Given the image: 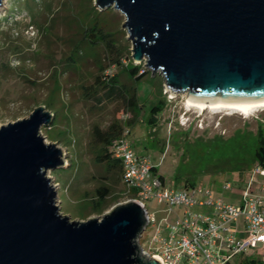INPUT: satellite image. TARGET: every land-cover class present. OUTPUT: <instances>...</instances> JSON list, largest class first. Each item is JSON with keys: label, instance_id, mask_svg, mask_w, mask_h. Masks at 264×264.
<instances>
[{"label": "rangeland", "instance_id": "obj_1", "mask_svg": "<svg viewBox=\"0 0 264 264\" xmlns=\"http://www.w3.org/2000/svg\"><path fill=\"white\" fill-rule=\"evenodd\" d=\"M94 1H0V125L27 117L38 105L54 114L40 132L46 142L61 148L65 164L47 174L57 186L60 211L77 220L101 217L133 198L122 178L107 172V166L97 160L102 147L93 136L95 126L104 129L113 118L122 121L125 115L126 121L133 114L120 102L98 104L83 95V87L94 82L100 66L107 65L110 54L105 39L122 55L123 67L110 65L104 73L117 74L119 83L132 84L127 68L133 63L141 73L144 67L131 57V42L122 27L124 15L112 7L100 10ZM162 84V77L149 71L134 81L138 105L128 126L132 148L151 157L169 186L183 188L188 179L213 187L226 201L238 202V189L221 192L219 186L224 180L232 181L234 166L243 165L245 171L252 166L254 133L258 122L264 126V107L248 115L201 111L186 106L184 93L168 98ZM162 99L165 104L153 128L146 120L151 107ZM103 187L108 190L104 208L93 212L92 200L98 199ZM146 206L156 223L146 226L139 244L153 251L158 246L157 226L174 218L156 201H146ZM258 252L259 246L254 256Z\"/></svg>", "mask_w": 264, "mask_h": 264}, {"label": "water", "instance_id": "obj_2", "mask_svg": "<svg viewBox=\"0 0 264 264\" xmlns=\"http://www.w3.org/2000/svg\"><path fill=\"white\" fill-rule=\"evenodd\" d=\"M94 2L124 15L133 61L162 77L168 98L264 100V0ZM53 116L38 105L0 125V264H164L139 244L148 223L138 201L85 220L60 211L47 172L63 153L40 132Z\"/></svg>", "mask_w": 264, "mask_h": 264}, {"label": "built area", "instance_id": "obj_3", "mask_svg": "<svg viewBox=\"0 0 264 264\" xmlns=\"http://www.w3.org/2000/svg\"><path fill=\"white\" fill-rule=\"evenodd\" d=\"M129 133V127L124 126L110 142L126 188L145 209L148 224L156 221L146 201L163 205L174 218L157 226L154 241L158 246L153 251L143 249L146 253L164 264H225L248 250L254 256L259 246L256 257L264 261V168L253 164L241 181L233 177L220 184L221 192L238 189L236 203L202 184L174 188L154 170L150 156L134 151Z\"/></svg>", "mask_w": 264, "mask_h": 264}, {"label": "trees", "instance_id": "obj_4", "mask_svg": "<svg viewBox=\"0 0 264 264\" xmlns=\"http://www.w3.org/2000/svg\"><path fill=\"white\" fill-rule=\"evenodd\" d=\"M105 40L107 50L110 54L109 56H107V65L99 67L100 74H97L95 76L93 83H91L89 86L83 87V95L86 98L92 99L95 103L98 104L106 103L107 101L120 102V105L126 111H130L133 114V117L128 118L126 121H120L117 118H113V120H111L104 129H99V127L97 126H95V128L93 129V136L100 142L102 147V152L97 160L107 166V172L119 175L122 178L121 164L119 159L114 157L113 152L110 149V142L121 134L124 126H130V124L134 122V117L137 115L136 108L138 105L134 81H138L139 79H141L147 73V70L139 73V67L137 65H133L132 63V65L127 68L129 75L133 78L132 84L119 83L117 74L108 75L104 73L106 71V67L110 65L123 67L122 55L114 50V44L111 43L109 39L106 38ZM164 104L165 100L162 99L151 107L148 118L146 120V123L149 126L155 128L157 124V117L163 110ZM46 106H48V108H52L50 102H46ZM263 129L264 126H262L261 123L258 122L254 133L256 137V145L254 147V150L250 154L249 161V165L257 164L261 168H264V135L262 133ZM243 167V165L234 166V168L230 171L231 173H235L233 177H236L239 181L243 179L245 173ZM154 170H158L157 166L154 167ZM160 176L163 177L161 174ZM193 185H195V183L187 179L185 181L184 187ZM107 191L108 190L104 187L102 190H98V199L92 200L91 209L93 212H99L104 208V206L102 205L105 202V197L108 193ZM225 264H264V261L260 260L256 256L238 255L232 260L231 263Z\"/></svg>", "mask_w": 264, "mask_h": 264}, {"label": "bare ground", "instance_id": "obj_5", "mask_svg": "<svg viewBox=\"0 0 264 264\" xmlns=\"http://www.w3.org/2000/svg\"><path fill=\"white\" fill-rule=\"evenodd\" d=\"M186 106L194 107L201 111L205 109H217V110L221 109V110H231V112L233 111V113L236 112L239 114L248 115L252 111L257 110L260 107H264V100L252 101V102L217 101L214 103H206V104H197L187 100Z\"/></svg>", "mask_w": 264, "mask_h": 264}, {"label": "crops", "instance_id": "obj_6", "mask_svg": "<svg viewBox=\"0 0 264 264\" xmlns=\"http://www.w3.org/2000/svg\"><path fill=\"white\" fill-rule=\"evenodd\" d=\"M157 172H158V170H157ZM159 173V172H158Z\"/></svg>", "mask_w": 264, "mask_h": 264}]
</instances>
